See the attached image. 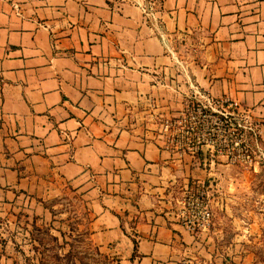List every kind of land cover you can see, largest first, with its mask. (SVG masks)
I'll list each match as a JSON object with an SVG mask.
<instances>
[{
	"label": "crops",
	"instance_id": "crops-1",
	"mask_svg": "<svg viewBox=\"0 0 264 264\" xmlns=\"http://www.w3.org/2000/svg\"><path fill=\"white\" fill-rule=\"evenodd\" d=\"M145 1L0 0V205L43 212L70 184L101 249L185 264L205 233L178 221L177 199L223 161L163 146L158 113L226 94L264 137V0H159V25ZM14 260L0 243V264Z\"/></svg>",
	"mask_w": 264,
	"mask_h": 264
},
{
	"label": "rangeland",
	"instance_id": "rangeland-1",
	"mask_svg": "<svg viewBox=\"0 0 264 264\" xmlns=\"http://www.w3.org/2000/svg\"><path fill=\"white\" fill-rule=\"evenodd\" d=\"M162 115L156 120L160 139L165 137ZM248 138L252 162H229L222 155L218 159L224 163L212 165L204 181L192 183L208 191L213 217L199 238L202 245L197 243L183 263L264 264V137L259 147L249 133ZM40 199L43 212L31 211L29 204L0 205V243L8 244L14 264H130L114 249L93 242L91 214L73 185L59 184Z\"/></svg>",
	"mask_w": 264,
	"mask_h": 264
},
{
	"label": "built area",
	"instance_id": "built-area-1",
	"mask_svg": "<svg viewBox=\"0 0 264 264\" xmlns=\"http://www.w3.org/2000/svg\"><path fill=\"white\" fill-rule=\"evenodd\" d=\"M159 7V0H147L142 3L145 19L153 24H161V20L156 16ZM159 36L167 50L174 55L171 38L161 31ZM196 93L189 97L179 114L162 115L161 126L165 137L157 138L161 144L180 152L181 155L194 154L207 147L212 160L226 155L229 162H252L253 149L248 133L258 146L262 136L260 120L230 95L212 96L200 91ZM176 216L193 234L208 229L213 217V206L208 191L200 187L195 188L193 184L186 185L183 196L177 199Z\"/></svg>",
	"mask_w": 264,
	"mask_h": 264
},
{
	"label": "trees",
	"instance_id": "trees-1",
	"mask_svg": "<svg viewBox=\"0 0 264 264\" xmlns=\"http://www.w3.org/2000/svg\"><path fill=\"white\" fill-rule=\"evenodd\" d=\"M200 151H201V149L198 152H200ZM134 242H135V249H136V247H137V240L134 239Z\"/></svg>",
	"mask_w": 264,
	"mask_h": 264
}]
</instances>
